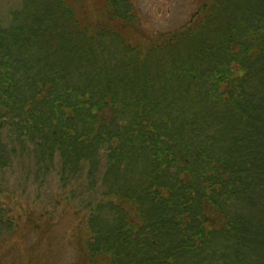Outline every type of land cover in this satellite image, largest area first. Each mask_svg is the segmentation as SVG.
Instances as JSON below:
<instances>
[{"label":"trees","instance_id":"16d2710c","mask_svg":"<svg viewBox=\"0 0 264 264\" xmlns=\"http://www.w3.org/2000/svg\"><path fill=\"white\" fill-rule=\"evenodd\" d=\"M132 12L0 13L1 238L19 173L57 184L49 212L77 200L85 264H264V0H204L156 36Z\"/></svg>","mask_w":264,"mask_h":264},{"label":"rangeland","instance_id":"374dc122","mask_svg":"<svg viewBox=\"0 0 264 264\" xmlns=\"http://www.w3.org/2000/svg\"><path fill=\"white\" fill-rule=\"evenodd\" d=\"M203 1L130 0L136 27L144 36L172 32L186 25ZM18 3L0 0V13L5 14ZM5 187L11 202L7 215L14 216L15 227L10 239L0 236V264H85L80 240L75 237L83 224V218L76 215L77 200L60 201L49 212L57 184L51 182L47 189H41L16 173ZM0 202L4 207L7 200L0 196Z\"/></svg>","mask_w":264,"mask_h":264}]
</instances>
